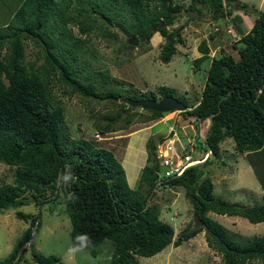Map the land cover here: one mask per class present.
Instances as JSON below:
<instances>
[{
  "label": "trees",
  "instance_id": "obj_1",
  "mask_svg": "<svg viewBox=\"0 0 264 264\" xmlns=\"http://www.w3.org/2000/svg\"><path fill=\"white\" fill-rule=\"evenodd\" d=\"M195 4L206 6L215 20L229 17L226 22L233 26L241 23L233 22L241 14L233 6L242 7L245 13L250 10L237 0H191L187 10H194ZM181 11V4L174 0L22 1L9 23L0 27V163L15 168L13 181L0 185V211L29 203L43 205L58 198L62 191L71 223L72 247L77 245V236L86 235L90 240L83 249L95 257L99 245L110 239L113 252L108 264H136V256H153L170 244L180 246L201 231L208 246L221 255L222 264H264V236L242 241L207 215L214 212L240 216L250 223L263 222L264 193L263 203L255 205L216 198L210 177L200 165H192L180 176L160 183L183 187L194 215L205 223L195 227L193 218L175 237L173 226L160 218L158 205L149 202L159 181L157 142L147 139V157L132 188L113 151L96 147L82 136L72 137L64 109L53 93L55 86L63 85L70 95L113 103L114 97L159 100L163 95L175 96V90L166 86L149 93L137 91L139 95L130 87L129 93L123 95L121 89L113 87L115 80L107 69H92L80 59L90 34L98 31L97 35L116 39L117 34L111 31L116 27L138 38V43H149L158 32L164 38L159 58L168 63L178 51L177 45L184 44L179 27L169 28ZM250 12L256 15L250 30L237 38L230 33L235 38L233 46L238 58L224 51L210 58L204 86L195 103L176 96L191 107L187 112L196 121H208L212 115L205 143L215 157L220 155V143L226 137L233 139L240 153L258 152L264 147V12L256 8ZM74 26L85 37L75 35L71 30ZM29 40L43 48L44 59L39 65L24 60ZM198 51L201 55L194 59L195 65L210 57L206 39L199 43ZM127 105L122 102L115 114L103 115L106 124H98V130L115 131L120 121L126 126L131 124L140 107ZM144 111L142 120L164 115ZM65 175L70 177L67 181L62 179ZM259 181L264 188V178ZM39 213L15 212L16 218L29 225L0 264L20 261L19 250L31 239L32 227L37 231ZM31 258L38 264H61L56 255L32 251Z\"/></svg>",
  "mask_w": 264,
  "mask_h": 264
},
{
  "label": "rangeland",
  "instance_id": "obj_2",
  "mask_svg": "<svg viewBox=\"0 0 264 264\" xmlns=\"http://www.w3.org/2000/svg\"><path fill=\"white\" fill-rule=\"evenodd\" d=\"M22 1L0 0V27L9 23ZM174 1L181 4L182 11L169 28L179 27L184 44L177 45L178 51L168 63H163L159 58L161 45L164 42V38L159 33H155L149 43L131 44L128 41L133 38L116 27L111 28V31L117 34L116 39L97 35L98 31L90 34L84 43L85 53L80 62L95 70L107 69L110 77L115 80L112 82L113 87L121 89L123 95L129 93L127 89L130 87L135 89L134 94L139 95L137 91L149 93V91H157L159 86H166L175 90V97H185L190 100V104L195 103L204 86L210 54L218 55L220 51H224L238 58L233 46L235 38L225 30L229 22L224 19H213L206 6L195 4V9L191 11L187 10L191 0ZM237 1L245 3L250 10L246 13L247 17L237 15L238 18L233 22L241 21L240 24L247 29L256 18L255 13L250 12L251 8L264 12V0ZM233 8L239 13L242 11V7L238 5ZM71 30L75 35L85 37L77 26L71 27ZM210 35H213V38ZM203 39L207 40L211 49L210 57L199 65H195L194 59L201 55L198 45ZM43 52L42 46L30 40L26 41L24 60L25 62L33 61L39 65L44 59ZM130 83L132 86L129 85ZM66 89L63 85H57L53 93L64 109L72 137L82 136L96 147L113 151L123 165L129 186L132 188L136 186L141 171L140 166L144 164L146 158L145 145L148 138L157 142L168 134L170 128H175L180 142L188 144L197 135L198 124L202 130L208 126V121L197 122L188 114V110L166 112L160 118L142 120L146 112L140 108L139 114L134 117L131 124L126 126L124 121H120L116 124L115 131L101 133L97 125L106 124L102 116L115 114L120 109L121 103H125L124 98L114 100L112 97L113 103L108 99H94L80 94L70 95ZM158 97H160L159 93ZM201 133L203 143L201 152L191 151L195 159L197 156L203 157L208 153L203 138L204 132L201 131ZM133 149L139 164V167L136 168V164L134 169L130 163V159L135 158ZM199 165L213 181V194L216 198L242 205L263 203L259 180L264 178V147L259 152L246 155L235 149L231 137H226L220 143V155L210 156L206 165L202 163ZM14 170V167L0 163V185L13 181ZM158 178L164 180L162 174H158ZM153 192L155 195L149 199V202L158 205L160 218L173 226L176 237L181 229L194 218L193 207L185 197L184 188L159 184ZM16 211L40 213L38 229L36 231L35 226L32 227V237L20 248L21 259L15 264H38L31 258L32 251L45 256L56 255L60 258L61 264H108L113 252V242L110 239L104 240L99 245L98 254L95 257L86 249L70 251L73 248L70 239L71 223L65 211L62 191L59 192L58 198L43 205L35 206L29 203L18 208L0 211V261L9 256L19 237L29 225L26 221L16 218ZM207 215L210 219L224 225L242 241L256 235L264 236V221L250 223L240 216L220 215L214 212H208ZM136 264H222V259L214 248L208 246L205 233L201 231L180 246L170 244L153 256H136Z\"/></svg>",
  "mask_w": 264,
  "mask_h": 264
},
{
  "label": "built area",
  "instance_id": "obj_3",
  "mask_svg": "<svg viewBox=\"0 0 264 264\" xmlns=\"http://www.w3.org/2000/svg\"><path fill=\"white\" fill-rule=\"evenodd\" d=\"M226 27L227 32L236 35L233 25L228 23ZM194 137L188 144H182L177 137V132L173 130L171 137L166 136L164 141L157 145L156 158L161 166L167 168L164 172L158 171V174H162L164 178L180 176L188 167L205 159L206 154L203 157L197 156V159L191 154L192 150L194 153H200L195 149Z\"/></svg>",
  "mask_w": 264,
  "mask_h": 264
},
{
  "label": "water",
  "instance_id": "obj_4",
  "mask_svg": "<svg viewBox=\"0 0 264 264\" xmlns=\"http://www.w3.org/2000/svg\"><path fill=\"white\" fill-rule=\"evenodd\" d=\"M235 29L237 30L239 35H242L243 31L241 30L239 25H235ZM128 42L131 44H137L138 38L135 37L133 39H129ZM117 99L118 98L114 97V100H117ZM123 100L125 101V103H127L131 107H140L141 109H144V110H153V111H158V112H163V113L171 112V111L182 112V111H186L189 109L186 104H184L181 100H179L178 98H176L175 96H172V95H163L159 100H155L152 98H145V99L125 98ZM208 122H209L208 126L206 128L205 133H204L205 139L207 138L209 126L212 122V115L209 116ZM172 134L173 133L171 132L170 136ZM199 139H200L199 135H197L194 139V142L196 145L195 147L197 150H200L202 147V142ZM162 141H163V139L160 140V142H162ZM210 156H212L211 151H210ZM159 170L161 172H164L167 170V168L164 166H161V167H159ZM60 178H61V176L59 175L58 181H60ZM160 183H161V180L158 181L157 185H159ZM204 225H205V223L203 222V220L198 215L195 214L194 215V226L200 227V226H204Z\"/></svg>",
  "mask_w": 264,
  "mask_h": 264
},
{
  "label": "clouds",
  "instance_id": "obj_5",
  "mask_svg": "<svg viewBox=\"0 0 264 264\" xmlns=\"http://www.w3.org/2000/svg\"><path fill=\"white\" fill-rule=\"evenodd\" d=\"M234 11H235V10H234ZM235 12H236V13H239V12H237V11H235ZM240 13H241V12H240ZM226 18H227V17H226ZM224 19H225V18H224ZM234 28H235V25H234ZM235 32H236V35L239 36V34H238V32H237L236 29H235ZM188 108L191 109V107H189V106H188ZM189 109H188V110H189ZM197 122H198V121H197ZM208 123H209V122H208ZM197 127H198V133H197V135L200 136V139H199V140L201 141V136H202L201 131H203V132L205 133L206 129H204V130L200 129V125H199V124L197 125ZM206 128H207V127H206ZM173 130L176 131L175 128H170L168 134L165 135V136H163V137H161V139H163V141H164V139H165L166 136L171 137L173 134L170 136V133H171V132L173 133ZM176 132H177V131H176ZM177 135H178V133H177ZM197 135H195V137H196ZM195 137H194V139H195ZM203 138H204V134H203ZM161 139H159V140L157 141V145H158L159 143H162V142H163V141L160 142ZM204 140H206V139L204 138ZM194 144H195V142H194ZM157 145H156V148H157ZM195 146H196V145H195ZM202 147H203V143H202ZM202 147H201L200 150H197L196 147H195V149H196L198 152H201ZM155 150H156V149H155ZM155 155H156V151H155ZM206 155H207V156L205 157V159H204L203 161H200L199 163H196V164H193V165H199V164H201V163L203 164L207 158H210V151H209V150H208V153H206ZM212 156H213V155H212ZM156 159H157V158H156ZM191 166H192V165H191ZM159 167H161L160 164H159ZM158 171H160L159 168H158V170H157V174H158ZM160 172H161V171H160ZM171 177H175V176H171ZM69 178H70L69 176H63V177H62V179L65 180V181H67ZM168 178H169V177H168ZM164 179H167V178H164ZM159 181H160V180H159ZM161 182H162V180H161ZM89 240H90V238L87 237L86 235H80V236H77V237H76L77 245L74 246L72 249H70V251L75 252V251H81V250H83V248L87 246Z\"/></svg>",
  "mask_w": 264,
  "mask_h": 264
},
{
  "label": "crops",
  "instance_id": "obj_6",
  "mask_svg": "<svg viewBox=\"0 0 264 264\" xmlns=\"http://www.w3.org/2000/svg\"><path fill=\"white\" fill-rule=\"evenodd\" d=\"M240 2V1H239ZM241 3H243V2H241ZM246 16V13L242 10L241 11V16ZM247 17V16H246ZM237 25H239L240 26V28H241V30L243 31V33L242 34H244V33H246V32H248L249 30H250V28H251V26L253 25V23L252 24H249V26L250 27H247V29H245L241 24H237ZM246 26V25H245ZM156 33H158V32H156ZM239 34V33H238ZM210 51H211V49H210ZM210 56L212 57L213 56V54H210ZM129 147H130V145H129ZM145 147H146V145H145ZM259 152V151H258ZM133 153L135 154V158L134 159H130V163H131V167H132V169H134L135 168V165L137 164V159H136V153H135V151H134V149H133ZM252 153H255V152H252ZM243 154H251V153H243ZM146 157H147V150H146ZM145 160H146V158H145ZM144 163H145V161H144ZM123 166V165H122ZM144 166V164L143 165H141L140 166V170L142 169V167ZM139 167V164H137L136 165V168H138ZM141 172V171H140ZM126 177H127V175H126ZM128 181V180H127ZM213 182V181H212ZM129 184V183H128ZM137 184V183H136ZM260 191L262 192V194L264 193V188L262 187V185L260 184ZM237 203V202H236Z\"/></svg>",
  "mask_w": 264,
  "mask_h": 264
}]
</instances>
